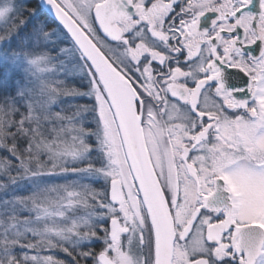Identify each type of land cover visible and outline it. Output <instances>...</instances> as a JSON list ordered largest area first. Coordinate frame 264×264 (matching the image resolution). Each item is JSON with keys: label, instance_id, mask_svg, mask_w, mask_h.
<instances>
[{"label": "snow or ice", "instance_id": "obj_1", "mask_svg": "<svg viewBox=\"0 0 264 264\" xmlns=\"http://www.w3.org/2000/svg\"><path fill=\"white\" fill-rule=\"evenodd\" d=\"M0 264H264V0H0Z\"/></svg>", "mask_w": 264, "mask_h": 264}]
</instances>
